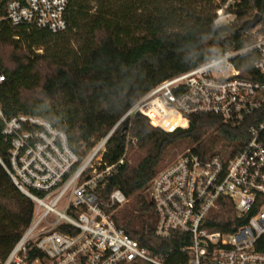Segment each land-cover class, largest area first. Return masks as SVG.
I'll return each instance as SVG.
<instances>
[{"label": "built area", "instance_id": "obj_1", "mask_svg": "<svg viewBox=\"0 0 264 264\" xmlns=\"http://www.w3.org/2000/svg\"><path fill=\"white\" fill-rule=\"evenodd\" d=\"M228 5L218 9L216 25L234 22ZM68 7L69 0H15L5 19L13 26L58 33L68 26ZM255 33L254 44L160 82L89 148L72 147L67 133L43 117L21 113L5 118L0 106L2 134L9 143L8 161L0 158V163L34 203L30 225L3 264H172L170 258L181 264H264V117L255 116L264 108V33ZM252 50L259 54L254 67L263 81L242 77L235 63ZM136 114L167 132L188 128L195 114L217 115L232 127L255 117L249 141L235 155L200 153L194 146L152 179L155 235L169 239L177 234L180 246L165 255L152 254L115 225L114 210L129 201L122 190L103 196L109 178L126 161L129 142L137 140L125 130L126 152L114 164L104 160L107 144ZM228 200L241 224L210 230Z\"/></svg>", "mask_w": 264, "mask_h": 264}, {"label": "trees", "instance_id": "obj_2", "mask_svg": "<svg viewBox=\"0 0 264 264\" xmlns=\"http://www.w3.org/2000/svg\"><path fill=\"white\" fill-rule=\"evenodd\" d=\"M12 1L0 0L3 114L5 118L21 113L43 117L64 130L77 150L105 136L160 82L226 51L252 45L257 40L255 32L264 33V0H235L227 10L235 13L236 20L222 26L215 24L217 11L229 0H69L68 26L58 33L13 26L5 19ZM256 14L262 15L258 28L243 29L244 22ZM258 56L252 50L235 60L242 77L263 81L254 67ZM255 116L263 118L264 108ZM250 120L232 127L217 115L195 114L188 128L172 132L154 127L142 114L126 120L109 140L104 160L114 164L125 154V130L137 140L129 142L128 154L141 156L135 164L126 158L107 182L104 198L120 189L129 199L112 209L115 225L154 255H165L170 248L178 251L177 234L169 239L155 235L157 214L149 198L152 179L174 161L163 164L169 150L182 142L195 144L200 153L235 155L250 139ZM3 125L0 118V158L7 163L9 143L2 134ZM33 214V201L0 163V264ZM217 219L210 230L228 231L241 224L229 200L220 207Z\"/></svg>", "mask_w": 264, "mask_h": 264}, {"label": "rangeland", "instance_id": "obj_3", "mask_svg": "<svg viewBox=\"0 0 264 264\" xmlns=\"http://www.w3.org/2000/svg\"><path fill=\"white\" fill-rule=\"evenodd\" d=\"M234 3H235V0H229V4H234ZM228 7H230V6L228 5L227 8ZM224 12H225V14H227L229 11L228 12L227 11H224ZM229 13H231V12H229ZM235 20H236V18H235ZM235 20H234V22H235ZM194 146H196V145L193 144V143H190V142H182L180 145L171 148L169 150L168 155H167V157H166V159H165V161H164L163 164L165 165L171 159L172 160H175L179 155H181L183 152H185L188 148H192ZM217 149H219V147ZM140 156H141V154H139L138 152L130 153V155L127 152V160L129 159V162L131 164H135Z\"/></svg>", "mask_w": 264, "mask_h": 264}, {"label": "water", "instance_id": "obj_4", "mask_svg": "<svg viewBox=\"0 0 264 264\" xmlns=\"http://www.w3.org/2000/svg\"><path fill=\"white\" fill-rule=\"evenodd\" d=\"M261 19H262V15L256 14V16L254 18L245 21L242 28L245 30L246 29H254L260 23Z\"/></svg>", "mask_w": 264, "mask_h": 264}]
</instances>
